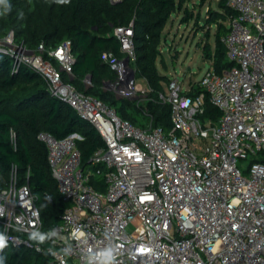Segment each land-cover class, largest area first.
Masks as SVG:
<instances>
[{
    "label": "built area",
    "instance_id": "obj_1",
    "mask_svg": "<svg viewBox=\"0 0 264 264\" xmlns=\"http://www.w3.org/2000/svg\"><path fill=\"white\" fill-rule=\"evenodd\" d=\"M225 3L235 15L220 42L232 65L217 72L210 61L198 81L204 92L169 79L167 93L158 94L170 106L167 131L151 121L137 126L64 80L74 62L70 40L36 51L20 43L10 52L13 69L25 63L36 70L49 94L104 142L90 158L93 168H83L77 133L37 134L65 203L47 234L55 246L48 264H264V0ZM113 35L134 60L132 22L114 27ZM10 42V33L0 36V52L8 54ZM124 57L101 52L115 74L110 86L139 90ZM205 94L220 112L216 119L201 117ZM94 175L104 191L90 184ZM40 225L28 181L17 185L12 176L0 191V250L8 241L26 244L15 232L37 233Z\"/></svg>",
    "mask_w": 264,
    "mask_h": 264
},
{
    "label": "trees",
    "instance_id": "obj_2",
    "mask_svg": "<svg viewBox=\"0 0 264 264\" xmlns=\"http://www.w3.org/2000/svg\"><path fill=\"white\" fill-rule=\"evenodd\" d=\"M185 1L0 0V36L11 29L20 43L34 51L39 44L50 49L70 40L74 56L70 82L78 90L101 99L121 118L137 126L151 121L153 126L167 131L171 127L170 106L162 103L158 94L162 92L160 81L168 82L169 78L157 72L155 60L159 55L161 32L170 16L182 10L183 22L193 18L191 11L183 7ZM205 1L196 0V3L202 5ZM217 7L209 12L211 15L207 20V25L214 23L216 26L214 48L212 50L205 42L203 55L220 72L232 65L226 58L220 35L226 32L225 22L235 12L226 6L225 0H218ZM130 22L138 77L150 88V97L139 108L135 102H117L98 89L103 84L104 73L108 69L113 72L101 60V52L110 50L119 58L124 56L113 29ZM86 76L90 77V84L85 88L82 82ZM64 78L69 80L65 74ZM191 92L204 90L197 83ZM219 114L205 94L201 117L216 119ZM40 131L56 138L77 133L79 138L75 143L83 168H93L90 158L104 145L87 120L64 100L49 94L45 81L36 70L25 63H19L13 69L11 57L0 52V191L7 187L12 176L17 185L28 181L41 222L37 233L15 232L27 243L6 242L0 250V264H48L52 260L51 250L55 246L47 234L59 221L65 203L49 168L46 147L37 139ZM90 184L97 191L106 188L104 180L97 175L91 177Z\"/></svg>",
    "mask_w": 264,
    "mask_h": 264
},
{
    "label": "rangeland",
    "instance_id": "obj_3",
    "mask_svg": "<svg viewBox=\"0 0 264 264\" xmlns=\"http://www.w3.org/2000/svg\"><path fill=\"white\" fill-rule=\"evenodd\" d=\"M217 1L206 0L202 5L196 3V0L185 1L183 7L191 11L193 18L183 22L181 20L183 15L181 10L170 16L161 32V41L158 47L159 55L155 60L157 72L169 79L177 78L182 89H186L189 85L195 86L210 66V60L204 58L203 45L208 42L211 49L214 48L216 26L214 23L207 25V20L211 15L209 12L218 8ZM197 16L199 17L197 18ZM196 19L198 21H195ZM9 33L11 42L9 46L4 47L8 52V54L5 53L7 55L13 49H16L18 45H21L19 37L15 36L13 30H7L4 36ZM129 67L133 70V82L139 84L141 89L131 88L126 93L117 91L109 85L114 80V74L109 69L104 73L103 84L98 89L108 94L109 97H113L117 102H135L139 108L146 104L147 99L150 97V90L147 82L138 77L134 60L129 61ZM167 83V81H160L164 94L167 93ZM250 162L251 159L247 158L238 161L237 164L241 167Z\"/></svg>",
    "mask_w": 264,
    "mask_h": 264
},
{
    "label": "water",
    "instance_id": "obj_4",
    "mask_svg": "<svg viewBox=\"0 0 264 264\" xmlns=\"http://www.w3.org/2000/svg\"><path fill=\"white\" fill-rule=\"evenodd\" d=\"M121 62L126 67L129 77L132 78L133 77V70L129 67V58L128 57H124V58L121 59ZM87 78H89V76H87Z\"/></svg>",
    "mask_w": 264,
    "mask_h": 264
},
{
    "label": "crops",
    "instance_id": "obj_5",
    "mask_svg": "<svg viewBox=\"0 0 264 264\" xmlns=\"http://www.w3.org/2000/svg\"><path fill=\"white\" fill-rule=\"evenodd\" d=\"M65 76H66L67 78H69V79L72 78V74H71L70 76H68V75L65 74ZM85 79H88L89 81H90V79L87 78V76H86L85 78H83L82 85L86 88V87H88L89 85L85 84Z\"/></svg>",
    "mask_w": 264,
    "mask_h": 264
},
{
    "label": "clouds",
    "instance_id": "obj_6",
    "mask_svg": "<svg viewBox=\"0 0 264 264\" xmlns=\"http://www.w3.org/2000/svg\"><path fill=\"white\" fill-rule=\"evenodd\" d=\"M3 246V240H2V238H0V247H2Z\"/></svg>",
    "mask_w": 264,
    "mask_h": 264
}]
</instances>
